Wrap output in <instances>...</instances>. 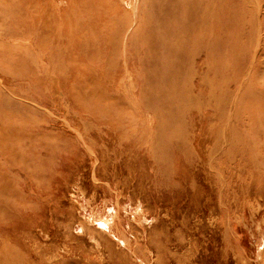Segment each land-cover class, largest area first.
I'll list each match as a JSON object with an SVG mask.
<instances>
[{
    "label": "rangeland",
    "instance_id": "rangeland-1",
    "mask_svg": "<svg viewBox=\"0 0 264 264\" xmlns=\"http://www.w3.org/2000/svg\"><path fill=\"white\" fill-rule=\"evenodd\" d=\"M206 1L0 0V264H264V0Z\"/></svg>",
    "mask_w": 264,
    "mask_h": 264
},
{
    "label": "bare ground",
    "instance_id": "bare-ground-1",
    "mask_svg": "<svg viewBox=\"0 0 264 264\" xmlns=\"http://www.w3.org/2000/svg\"><path fill=\"white\" fill-rule=\"evenodd\" d=\"M177 2H178V4H179V6H180V0H176ZM194 1L195 0H186V2H187V4L192 8L193 7V4H194ZM197 2H196V4L194 5V7H196V8H200V0H196ZM209 4H210V2L209 1H206V0H204V4L202 5V9H201V12H202V16H201V21L199 22V25H200V29H201V31H204V32H209V31H212V32H214V33H216V30L217 31H219L220 33H223V26L224 25H222V21H221V19L220 18H218V19H215V18H212L211 19V21H210V13H211V10L209 9L210 8V6H209ZM179 13H184V10H181V9H178L177 10ZM195 12V11H194ZM193 12V13H194ZM218 14H219V12H218ZM213 16V15H212ZM214 16H215V14H214ZM87 18H89V19H95V16H94V13L93 14H91V15H89ZM219 22H218V21ZM88 23V22H87ZM184 29L185 30H187L188 29V27L187 26H185L184 27ZM199 29V30H200ZM222 31V32H221ZM199 31H197L196 33H198ZM217 49H219L218 48V46H217Z\"/></svg>",
    "mask_w": 264,
    "mask_h": 264
}]
</instances>
